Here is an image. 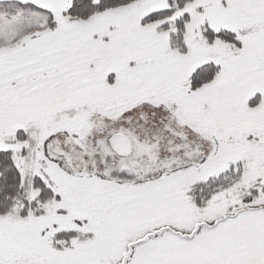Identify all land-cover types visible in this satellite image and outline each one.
<instances>
[{"label": "snow or ice", "instance_id": "1", "mask_svg": "<svg viewBox=\"0 0 264 264\" xmlns=\"http://www.w3.org/2000/svg\"><path fill=\"white\" fill-rule=\"evenodd\" d=\"M0 264H264V0H0Z\"/></svg>", "mask_w": 264, "mask_h": 264}]
</instances>
